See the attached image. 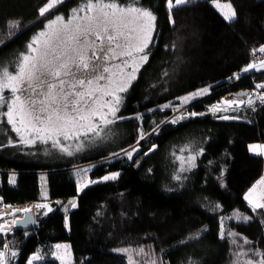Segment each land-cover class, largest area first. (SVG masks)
I'll use <instances>...</instances> for the list:
<instances>
[{
  "label": "trees",
  "instance_id": "16d2710c",
  "mask_svg": "<svg viewBox=\"0 0 264 264\" xmlns=\"http://www.w3.org/2000/svg\"><path fill=\"white\" fill-rule=\"evenodd\" d=\"M219 1L230 3L233 19L224 18L212 0H190L172 9L171 23L167 0H139L136 6L156 16L148 61L119 93L116 115L124 119L100 136L61 138L67 152L52 141L21 144L0 115V173L14 175L0 183V204L42 199L41 186L19 175L42 172L54 207L35 214L33 229L6 236L17 253L11 264H28L37 252L42 257L32 264H58L50 257L57 242L69 243L74 264H113L90 259L123 247L143 249L139 264H235L237 251L238 259L246 251L264 253V209L253 211L244 198L264 170L263 157L249 151L252 142L264 143V101L231 111L227 119L206 110L228 92L250 91L264 80V71H241L264 55L258 50L264 45V0ZM46 2L0 0V65L13 74L30 39L55 16L68 19L81 0H63L41 17L38 9ZM205 86L210 93L188 106L197 115L163 122L176 100ZM3 95L11 93L5 89ZM85 164L91 166L89 180H98L79 189L73 168ZM108 172L119 175L101 179Z\"/></svg>",
  "mask_w": 264,
  "mask_h": 264
},
{
  "label": "snow or ice",
  "instance_id": "6c2138e0",
  "mask_svg": "<svg viewBox=\"0 0 264 264\" xmlns=\"http://www.w3.org/2000/svg\"><path fill=\"white\" fill-rule=\"evenodd\" d=\"M189 2L190 0H167L171 23H175L171 17L172 9ZM62 3L63 0H47L39 7V15L45 16ZM137 4L139 0H131L127 4H121L119 0H81L80 5L71 10L68 19L63 15L55 16L54 19L48 20L43 30L30 39L26 45V52L18 56L15 74L0 65V108L6 109L0 115L17 133L19 143L52 141V146L58 147L61 146V138L63 140L71 137L79 140L81 136L85 140L95 138L100 136L104 128L115 123V120L124 119L116 115L122 102L119 93L127 92L140 67L148 61V53L145 50L149 47L151 33L156 27V16L153 11L136 6ZM224 7L231 8V5ZM235 15V11L232 10L225 18L231 20ZM258 50L264 52V46ZM114 61L119 63H113ZM126 68L131 69L126 78L123 81L116 79L115 77L125 75ZM256 68V63H249L241 71L248 72ZM260 68H264V60L260 61ZM5 89L11 93L8 98L3 95ZM207 91L206 88L201 89L191 96L195 98ZM180 99L187 101L189 97ZM261 99L264 101V97ZM183 118L181 116L178 119ZM176 122L177 120L172 121ZM89 133L92 134L91 138ZM82 147L83 141L77 146V150ZM249 147L257 154L258 149L264 150V145ZM61 150L68 151L62 146ZM68 154L71 155L70 152ZM128 155L131 157V153ZM117 175L119 173H113L103 179H115ZM175 178L180 179L179 176ZM257 183H264V177ZM253 189L249 192L251 193ZM245 199L249 197L246 195ZM261 199L264 200V197ZM70 203L72 207L76 206L74 202ZM256 209H264V203H255L253 211ZM236 215L244 221L250 219ZM2 230L0 226V231ZM224 235L225 233L221 232V238ZM227 235L234 234L229 232ZM244 243L251 242L244 238ZM140 251L143 252V249ZM15 255L13 252L12 256ZM254 255L261 257L255 264H264V253L257 252ZM4 256L5 253L0 251V264H4ZM39 259H41L39 255H33L28 264ZM189 264L193 262L190 261ZM245 264L254 262L248 260Z\"/></svg>",
  "mask_w": 264,
  "mask_h": 264
},
{
  "label": "rangeland",
  "instance_id": "374dc122",
  "mask_svg": "<svg viewBox=\"0 0 264 264\" xmlns=\"http://www.w3.org/2000/svg\"><path fill=\"white\" fill-rule=\"evenodd\" d=\"M212 4L216 9H218V11L221 13V15L224 18H225L226 14H230L231 11L233 10L232 7L231 8L224 7L225 5L230 4L229 2H226V1L221 2L219 0H212ZM262 60H264V55H262L259 59L252 61L251 63L257 64V68L252 69L250 71H254L256 73H260V72L264 71V68H260V61H262ZM113 63H119V61H114ZM113 71H118V70L113 69ZM130 71H131L130 68H126L124 70L125 75L115 77V78L123 81L126 78L127 73ZM250 71H248V72H250ZM257 85H264V80L260 81V83H256L254 85L255 88L250 90L249 93L243 97L244 98L243 101L237 107H234V108L239 110V109H243L245 107L254 106V104L257 102H261L262 101L261 98L264 97V87H257ZM205 88L208 89V91L206 93H203L201 95L196 96L195 98H192L191 94L197 93L201 89H205ZM209 93H210V88L205 86V87L198 88V89L194 90L193 92H191L187 95H184L183 97H189V99L187 101H182L179 98L178 100H176V102L174 104H172V109H173L172 115L167 117L163 122L172 123L173 120H177V121L180 120L178 118L181 116H183V117H186L189 115L194 116V115H192L191 112L188 111V106L190 104H192L196 99L205 97V95H207ZM228 96L233 97V95H224V96L220 97L219 98L220 100H218L217 102L207 106V108H206L207 112L214 114V115H217V113H219L220 115L227 117L228 114L232 111V107H228V108L225 107V103H226L225 98H227ZM250 100H251V103H249ZM156 129H157V127L155 128V130ZM250 145H264V143L262 144V143L252 142V144H250ZM249 151L253 152V153H257V152L251 151L250 147H249ZM257 151L262 153V155L264 157V150L258 149ZM90 167L91 166L87 165V164L74 166L73 172H76L78 175V180H79L78 188L79 189L85 187L87 184H90V182H92V180H89V178L87 177V171ZM113 173H117V172H108V174L103 175L101 177V179H103V177H105V176H111ZM19 175H21L23 180L29 181L30 179H32L33 181L37 182L41 186L42 199H40L39 201H35L34 203H36L38 205H47L48 207L35 208L34 214L38 213L39 215L43 216L44 214L53 211L54 207L52 206V201L49 200L46 196V194L48 192V188L46 185V179L43 177L45 174L42 172L41 173L40 172H30V173H19ZM9 176H11V177L14 176L13 172L2 173V174L0 173V183L5 184L9 178ZM97 180H94V181H97ZM254 185H255V188H259L258 183H254ZM251 189H253V185H252ZM254 197L256 199L255 202H259V203L264 202V200L261 199V197H264L263 191L259 192V190H257L254 193ZM0 207H2L1 204H0ZM49 209H51V211H49ZM12 230L13 229H10L8 232H1L0 231V235L3 236V238L5 239V245H7V248H5V245L0 248V251H3L5 253L4 264H11L13 258L16 256V255L12 256V253L13 252L16 253V250L13 248L12 243L9 241V239L6 238V236L12 232ZM56 245H60L61 247L57 248ZM121 249H127L128 251L127 252L118 251ZM121 249L116 250L115 255L109 256V255L101 254L100 256H95V257L91 258L90 260L91 261L92 260H106V261H109L113 264H130V262H131V264H139L142 262V260H143L141 258L142 252L140 251V249L130 248V247H123ZM257 252H259V251L243 252V253H247V255H244L242 253L243 257L240 256V259H238L239 255H236L234 262H235V264L236 263L238 264V261H240L239 262L240 264H245L246 261L252 260L255 264L256 261L261 259L260 256L254 255V253H257ZM237 253H240V252L237 251ZM34 255H39L40 257H42L41 252L34 253ZM50 257H52L56 262H58V264H74L73 259H72V253H71V250L69 248L68 242L67 243L66 242H57L56 244L52 245Z\"/></svg>",
  "mask_w": 264,
  "mask_h": 264
},
{
  "label": "bare ground",
  "instance_id": "6f19581e",
  "mask_svg": "<svg viewBox=\"0 0 264 264\" xmlns=\"http://www.w3.org/2000/svg\"><path fill=\"white\" fill-rule=\"evenodd\" d=\"M244 96L239 97H227L225 98V107H237L242 101ZM35 208H39L38 204L31 202V203H20L17 207L9 206L0 207V226H2L3 230L1 232H8L10 229H12V226L14 225L15 212H18V216L20 217L24 212L25 209H29L30 211H34Z\"/></svg>",
  "mask_w": 264,
  "mask_h": 264
},
{
  "label": "water",
  "instance_id": "95a60500",
  "mask_svg": "<svg viewBox=\"0 0 264 264\" xmlns=\"http://www.w3.org/2000/svg\"><path fill=\"white\" fill-rule=\"evenodd\" d=\"M249 93L248 89H239L236 92H228L226 95H234L235 97L239 96H246ZM233 112H236V108H232ZM20 205V204H19ZM13 207H17L18 205H11ZM14 225L12 226V229H33L35 227V214L34 211H26L24 212L20 217L18 216V212H15L14 214Z\"/></svg>",
  "mask_w": 264,
  "mask_h": 264
},
{
  "label": "crops",
  "instance_id": "0c3cea01",
  "mask_svg": "<svg viewBox=\"0 0 264 264\" xmlns=\"http://www.w3.org/2000/svg\"><path fill=\"white\" fill-rule=\"evenodd\" d=\"M258 152H259V151H258ZM256 154H257V153H256ZM259 155H261V156L263 157L262 153H260V152H259ZM263 159H264V157H263ZM263 164H264V162H263ZM262 177H264V170H263L262 176H261L258 180H256L254 183H257L258 181H260ZM254 183L252 184L253 186H254ZM252 185H251V187L245 192V194H244V198H245L246 195H247V196L249 197V199H246V200H247V203L249 204L250 207L254 208L255 203H259V202H255L256 199H255V197H254V193H255L257 190H259V192H261V191L264 192V183H259V184H258V187H259V188H254V189H253L254 191H252V192L250 193L249 190L252 188ZM263 203H264V202H263Z\"/></svg>",
  "mask_w": 264,
  "mask_h": 264
}]
</instances>
